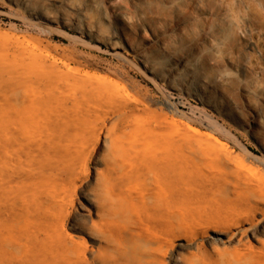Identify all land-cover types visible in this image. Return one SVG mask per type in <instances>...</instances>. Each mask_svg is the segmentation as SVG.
Returning <instances> with one entry per match:
<instances>
[{"label":"bare ground","instance_id":"1","mask_svg":"<svg viewBox=\"0 0 264 264\" xmlns=\"http://www.w3.org/2000/svg\"><path fill=\"white\" fill-rule=\"evenodd\" d=\"M8 1L31 18L53 20L44 2L36 13L31 0ZM143 1L149 22L184 18L182 0ZM204 1L215 47L228 61L243 40L259 45L239 20L220 17L216 3ZM111 17L123 23L122 13ZM60 20L99 40L66 14ZM25 51L0 63V264H177L173 247H183L181 232L194 217L190 184L204 166L202 156H190L189 130H175L167 113L151 109L119 78L68 61L39 62ZM248 182L247 208L231 206L223 215L227 241L236 245L195 264H264V222H254L255 200L264 201L255 191L264 183ZM211 193L230 195L227 188Z\"/></svg>","mask_w":264,"mask_h":264},{"label":"rangeland","instance_id":"2","mask_svg":"<svg viewBox=\"0 0 264 264\" xmlns=\"http://www.w3.org/2000/svg\"><path fill=\"white\" fill-rule=\"evenodd\" d=\"M68 1L76 11L69 10L65 0H31L36 13L45 3L53 17L47 22L31 18L17 2L0 0V63L26 50L28 58L37 56L39 62L68 61L96 75L109 74L151 109L167 113L175 130L186 126L195 146L190 156L204 158L190 184L197 191L192 212L201 220H187L181 232L183 247L178 242L173 247L175 260L195 264L207 253L235 246L236 240L227 241L229 233L222 229L227 223L223 215L231 206L247 208L248 181L258 187L264 183V0H211L220 17L239 20L245 37L259 43L250 46L243 40L229 61L224 49L215 47L214 23L207 20L204 0H182L183 20L169 23L161 17L147 21L141 13L143 0ZM112 11L123 14V23L113 21ZM62 14L81 27L89 26L99 40L61 22ZM179 39L186 42L181 47ZM223 188L230 195L211 193ZM255 195L264 196V184ZM255 202L254 222L263 223L264 201ZM205 226L207 231L199 232ZM216 234L221 241L214 240Z\"/></svg>","mask_w":264,"mask_h":264}]
</instances>
